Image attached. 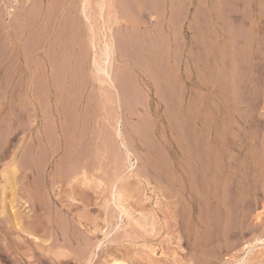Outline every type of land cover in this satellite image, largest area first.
Returning a JSON list of instances; mask_svg holds the SVG:
<instances>
[{
    "label": "rangeland",
    "instance_id": "1",
    "mask_svg": "<svg viewBox=\"0 0 264 264\" xmlns=\"http://www.w3.org/2000/svg\"><path fill=\"white\" fill-rule=\"evenodd\" d=\"M222 1L0 0V264H264V164L250 155L264 162V71L241 47L225 69ZM215 126L247 151L227 149L231 182L190 157L196 143L213 158ZM41 211L36 231L26 216Z\"/></svg>",
    "mask_w": 264,
    "mask_h": 264
},
{
    "label": "bare ground",
    "instance_id": "2",
    "mask_svg": "<svg viewBox=\"0 0 264 264\" xmlns=\"http://www.w3.org/2000/svg\"><path fill=\"white\" fill-rule=\"evenodd\" d=\"M24 2V1H23ZM223 2V5H222V11L221 12H223L222 13V16H221V25H220V42H221V51H220V53H221V58H222V63H223V65H224V67H225V69L226 68H234L235 69V67H237V66H239V67H241L240 66V60H239V63H237L238 62V60L236 59L237 58V52H238V50L239 49H244L246 52H247V56L248 57H250V60L248 59V57L247 56H242V53L240 54V56H242V57H244V59H245V57H247V59L249 60V68H250V70L251 71H253V72H256V71H259V70H261V71H264V0H223L222 1ZM221 9V8H220ZM106 52H110L111 51V48H112V46L111 45H109V43H106ZM241 47V48H240ZM242 51V50H241ZM244 51V52H245ZM243 52V53H244ZM245 52V53H246ZM240 53V52H239ZM107 54H109V53H107ZM239 55V54H238ZM239 59V58H238ZM247 59H245V61L247 60ZM243 62V61H242ZM109 61H106V63L105 64H108V67H109ZM245 63V62H244ZM248 64V63H247ZM247 64H246V66H247ZM245 65V64H244ZM13 66V65H12ZM7 67V66H6ZM238 67V68H239ZM243 67V66H242ZM248 67V66H247ZM12 68V67H11ZM104 68V70L103 71H105L106 72V74H107V76H108V78H109V80H108V78H107V76H105L104 78V80L106 81V80H108V82L109 83H111L112 84V82H114L113 81V78H112V76H111V74H110V68H107L106 66L105 67H103ZM223 68V67H222ZM246 68V67H245ZM241 69V68H240ZM101 71H102V69H101ZM223 71H224V69H223ZM242 71V70H241ZM260 71V72H261ZM229 72V71H228ZM227 72V73H228ZM226 73V72H225ZM249 74V73H248ZM245 75V74H244ZM258 75V74H257ZM256 75V76H257ZM226 76V75H225ZM253 76H254V74H253ZM251 77V76H250ZM249 77V78H250ZM230 78V77H229ZM248 78V77H247ZM248 78V80L250 81V79ZM257 78H258V76H257ZM256 77H254V80H255V83H261V80H259V79H257ZM227 79V78H226ZM231 79V78H230ZM253 79V78H252ZM261 79H263V78H261ZM228 80V79H227ZM238 82L237 83H239L240 82V80H238V79H236ZM244 80V79H243ZM246 80V79H245ZM229 81V80H228ZM247 81V80H246ZM251 81H253V80H251ZM243 83V82H242ZM244 84H245V82H244ZM252 84V83H251ZM262 84H264L263 83V81H262ZM247 85V84H246ZM249 86V85H248ZM247 86V87H248ZM240 89V88H239ZM242 90V89H241ZM246 90V89H245ZM234 93V92H233ZM239 100V99H238ZM218 104V103H217ZM218 109V108H217ZM196 113V112H195ZM207 113V112H206ZM225 114V113H224ZM230 114V113H229ZM219 117V116H218ZM193 119H194V127H195V132H196V134H197V132H199V131H201V129H200V125H202V123H201V121H200V119L201 118H198V116L196 115V114H194V116H193ZM207 119V118H206ZM219 119H220V117H219ZM228 122V121H227ZM208 124V123H207ZM211 124V123H210ZM217 124V122L215 123V125ZM237 125V124H236ZM204 126V125H203ZM219 126V125H218ZM218 126H215L214 128V130L213 131H215L214 132V134L212 135L213 137L210 139V142L209 143H211V144H213L214 143V145L212 146L213 148H214V154H213V158L211 157L210 158V155H209V152H208V148L207 147H205L204 149V151H202V152H198V151H196L195 150V146H196V143H195V146H193L192 144V147H194V150L192 149L191 150V152H192V154H191V159H192V161H193V163H194V165H195V169H198V171H199V173L202 175V177L204 178V179H209V177H211V176H209L208 177V175H209V173H210V166H211V163H215V164H217L218 166H216V167H218L219 169H220V174H218L217 175V180H218V183H220V182H222L221 181V178L223 179V180H225V182L226 181H230L231 179H233V178H235L234 176L235 175H240V174H238V163L236 162V159H235V156L232 154V153H229L228 151H227V149L228 148H230L231 150H235L234 152H238L240 155L241 154H244L245 155V158H247V151H246V149L243 147V144H241V143H239L238 141H236L234 138H232V137H227V134L225 135L224 134V132H225V130L223 131V130H221V128H218ZM222 129H223V127H222ZM237 129V128H236ZM204 131V130H203ZM208 131V130H207ZM212 131V132H213ZM118 133L121 135V132L119 131V129H118ZM192 133H194V132H192ZM203 133H205V131L203 132ZM193 135V134H192ZM198 135H200V134H198ZM211 135V134H210ZM238 135H239V133H238ZM204 136V135H203ZM195 137V136H194ZM193 137V138H194ZM197 137H199V136H197ZM210 137V136H209ZM235 137V136H234ZM196 139V138H195ZM199 139H200V137H199ZM191 140H192V138H191ZM179 142V141H178ZM188 142V141H187ZM193 142V141H192ZM199 142V141H198ZM207 141H205V143H206ZM200 143V142H199ZM198 145H200V144H198ZM202 145V144H201ZM181 146V145H180ZM190 147V146H189ZM199 147L200 146H198V150H199ZM191 148V147H190ZM182 149H183V147H182ZM201 149V148H200ZM201 151V150H200ZM233 151H231V152H233ZM249 151H250V149H249ZM253 151H254V149H253ZM190 152V153H191ZM251 152V151H250ZM216 153V154H215ZM239 154H238V156H239ZM251 156H252V158H253V162H255L256 163V165L257 166H261V165H263L264 164V162L263 161H261L260 159H258V157L256 156V153L254 152V153H252V154H250ZM243 156V155H242ZM242 158H244V157H242ZM189 159V158H188ZM190 159V160H191ZM212 161H211V160ZM186 160V159H185ZM214 160V161H213ZM243 160H245V159H243ZM252 160V159H251ZM238 162H240V161H238ZM243 162H245V161H243ZM179 163V162H178ZM192 163V162H191ZM177 164V163H176ZM180 164V163H179ZM178 164V165H179ZM193 165V166H194ZM241 165V164H240ZM180 167H182V166H180ZM13 169V168H12ZM13 171H15L16 172V170H13ZM176 171H177V169H176ZM218 172V171H217ZM17 173V172H16ZM195 173H197V171L195 172ZM194 173V174H195ZM216 173V172H215ZM248 174V173H247ZM13 175V174H12ZM196 175V174H195ZM194 175V176H195ZM199 175V174H198ZM179 176V175H178ZM190 176V175H189ZM192 176V175H191ZM197 176V175H196ZM195 176V177H196ZM201 177V176H200ZM202 177H201V179H202ZM208 177V178H207ZM189 178V177H188ZM216 178V177H215ZM194 179V178H193ZM251 179V178H250ZM10 182V181H9ZM8 182V183H9ZM17 182V181H16ZM204 182H205V180H204ZM231 182V181H230ZM234 182V181H233ZM37 183V182H36ZM199 183V182H198ZM208 183V182H207ZM13 184H14V182H13ZM15 184H17V183H15ZM28 184V183H27ZM6 185H7V183H6ZM26 185V184H25ZM230 185V184H229ZM238 185V184H237ZM15 186V185H14ZM27 186H29V185H27ZM27 186H26V188H27ZM184 186V185H183ZM190 186V185H189ZM224 186V185H223ZM204 187V186H203ZM226 187V186H225ZM7 188V187H6ZM9 188V187H8ZM38 188V187H37ZM10 189V188H9ZM13 189H15L14 187H13ZM16 189H17V187H16ZM35 189V188H34ZM191 189V188H190ZM191 190H193V189H191ZM4 191H5V189H4ZM14 191H16V190H14ZM25 191H26V189H25ZM29 191V190H28ZM17 192V191H16ZM119 192V191H118ZM216 192V191H215ZM258 192V191H257ZM19 193V192H18ZM17 193V194H18ZM192 193V192H191ZM206 193H207V191H206ZM205 193V194H206ZM42 194V193H41ZM35 196V195H34ZM37 196H38V194H37ZM193 196H194V194H193ZM192 196V197H193ZM16 197V196H15ZM199 197V196H198ZM228 197V196H227ZM6 198V197H5ZM11 198V197H10ZM43 198V197H42ZM207 198V197H206ZM216 198V197H215ZM7 199V198H6ZM33 199H35V198H33ZM37 199H38V197H37ZM115 203L117 204V206H116V208L118 207V211H119V213H120V215L122 216V217H128V218H130L131 216H133L132 215V213H131V211H130V208H128L127 206H126V203H125V201H124V199H122V197H121V193H119V194H115ZM220 200V199H219ZM18 201V200H17ZM43 201V200H42ZM222 201V200H221ZM26 203V202H25ZM32 203V202H31ZM41 202L39 201V200H35L34 201V203L33 204H35L36 205V208H38L39 209V207H42V205L40 204ZM50 203V202H49ZM229 203V202H228ZM243 203V202H242ZM21 204V203H20ZM44 204V203H43ZM239 204V203H238ZM5 205V204H4ZM3 205V206H4ZM241 205V204H240ZM6 206V205H5ZM18 206V205H17ZM21 206V205H20ZM35 207V206H34ZM44 207V206H43ZM205 207V206H204ZM20 209V208H19ZM43 209V208H42ZM218 209V208H217ZM35 211V210H34ZM38 210H36V212H37ZM11 212V211H10ZM45 212V211H44ZM44 212H42L41 211V213H39V214H37V215H35V216H33L32 214V217H30L29 215L28 216H26L27 217V220H28V222H29V224L28 225H30V228L31 229H33V230H36L37 231V229L38 230H40L41 229V227L45 224L44 223V216L46 215H43L42 213H44ZM242 212V211H241ZM134 214V213H133ZM204 214V213H203ZM120 215H119V217H120ZM13 216V215H12ZM232 216V215H231ZM57 217V216H56ZM68 217V216H67ZM118 217V218H119ZM50 218V220H51V217H49ZM121 218V217H120ZM119 218V219H120ZM138 218V217H137ZM136 218V219H137ZM1 219V218H0ZM24 219V218H23ZM26 219V218H25ZM152 219H154V218H152ZM235 219V218H234ZM49 220V219H48ZM56 220V219H55ZM54 219H53V221H55ZM115 220V219H114ZM129 220V219H128ZM132 220V219H131ZM187 220V219H186ZM3 222V223H11V217L9 216V215H7V216H5L3 219H1L0 220V222ZM15 221V220H14ZM52 221V223L54 224L55 222H53ZM112 221V220H111ZM121 221H123V219L121 220ZM49 223H51V222H49ZM68 223V222H67ZM232 223V222H231ZM14 224V223H13ZM137 224L138 225H140L141 227H145V226H148V225H146L147 224V222H146V220H144V218L142 219V221L141 222H139L138 220H137ZM214 224V223H213ZM244 224V223H243ZM4 225V224H3ZM1 226V224H0V226L1 227H5V226H7V224H5L4 226ZM12 225V224H11ZM119 225V224H118ZM187 225V224H186ZM218 225V224H217ZM232 225V224H231ZM241 225V224H240ZM16 226V225H15ZM14 226V227H15ZM46 226L48 227V225H47V223H46ZM120 226V225H119ZM124 226V225H123ZM151 226V231H153L154 230V225H150ZM221 226V225H220ZM234 226V225H233ZM64 227V226H63ZM116 227H118L117 225H116ZM121 227V226H120ZM40 228V229H39ZM44 228H46V227H44ZM114 228V227H113ZM9 229V228H8ZM119 229H122V228H119ZM145 229V228H144ZM186 229V228H185ZM11 230H15V228H13V229H11ZM42 230V229H41ZM69 230V229H68ZM89 230V229H88ZM115 230V229H114ZM148 230V229H147ZM1 231H3V229L1 230ZM25 231V230H24ZM117 231H119V230H117ZM9 232V231H8ZM13 232V231H12ZM73 232V231H72ZM87 232V231H86ZM91 232H93V231H91ZM95 232V231H94ZM115 232V231H114ZM154 232V231H153ZM3 233H4V231H3ZM6 233H7V230H6ZM76 233V232H75ZM96 233V232H95ZM108 233V232H107ZM109 233H110V231H109ZM108 233V234H109ZM113 233V232H112ZM121 233V232H120ZM222 233V232H221ZM81 234H82V232H81ZM94 234V233H93ZM111 234V233H110ZM109 234V235H110ZM133 234V233H132ZM152 234V233H151ZM229 234V233H228ZM64 235V234H63ZM71 235V234H70ZM88 235V234H87ZM112 235V234H111ZM226 235V234H225ZM4 236H7L5 233H4ZM33 236V235H32ZM75 235H73V238H75L74 237ZM92 236V235H91ZM106 236V235H105ZM207 236V235H206ZM209 236V235H208ZM213 236V235H212ZM8 237V236H7ZM69 237H72V236H69ZM68 237V238H69ZM76 237H78L77 235H76ZM81 237V236H80ZM94 237H95V235H94ZM113 237H115V236H113ZM121 237V236H120ZM137 237V236H136ZM203 237V236H202ZM5 238V237H4ZM36 238V237H35ZM90 238H92V237H90ZM116 238V237H115ZM20 239V238H19ZM39 240H40V238H38ZM70 239V238H69ZM82 239V238H81ZM80 238H79V240H81ZM87 239V238H86ZM119 239V238H118ZM126 239V238H125ZM6 240V239H5ZM7 240H9V239H7ZM66 240V239H65ZM68 240V239H67ZM73 240H75V239H73ZM96 240H98V239H96ZM116 240V239H115ZM115 240H113L112 242H114ZM124 240V239H123ZM122 240V241H123ZM130 240V239H129ZM10 241V240H9ZM12 241V240H11ZM28 241V240H27ZM82 241V240H81ZM107 241V240H106ZM105 241V242H106ZM111 241V240H110ZM209 241V240H208ZM69 242V241H68ZM68 242H67V244H68ZM70 242H71V240H70ZM75 242V241H74ZM83 242V241H82ZM81 242V243H82ZM94 242H96V241H94ZM103 242H104V240H103ZM17 246L20 244L18 241H16V242H14ZM22 243V242H21ZM40 243V242H39ZM72 243V242H71ZM78 243V242H77ZM98 243V242H97ZM96 243V244H97ZM110 243V242H109ZM8 244H10V243H8ZM13 244V243H12ZM27 244V243H26ZM73 244L74 243H72V245L71 246H73ZM84 244H86V243H84ZM91 244H93V243H91ZM112 244V243H111ZM114 244V243H113ZM115 244H116V242H115ZM114 244V245H115ZM122 244V243H121ZM69 245V244H68ZM75 245V244H74ZM98 245V246H97ZM96 246L98 247V248H101V246H104L105 244H103L102 242H100L99 244H97ZM106 245H108V244H106ZM119 245V244H118ZM212 245V244H211ZM76 246V245H75ZM79 246H81V245H79ZM92 246V245H91ZM91 246L89 245V244H86L85 246H84V249H82L83 250V257H86V258H88V259H90L89 261L92 263V260L94 259L93 258V251H92V249H91ZM95 246V247H96ZM109 246V245H108ZM107 246V247H108ZM111 246V245H110ZM109 246V247H110ZM208 246V245H207ZM40 247V246H39ZM66 247V246H65ZM78 247V245L76 246V248ZM93 247V246H92ZM113 247V246H112ZM12 248V247H11ZM80 248H82V247H80ZM103 248V247H102ZM15 248L13 247V250H14ZM71 249V248H70ZM73 249V248H72ZM94 249V248H93ZM112 249V248H111ZM110 249V250H111ZM117 249H119V248H117ZM25 250H27V249H25ZM65 250V249H64ZM81 250V249H80ZM82 250H81V252H82ZM103 250H105V249H103ZM77 251V250H76ZM75 251V252H76ZM101 251H102V249H101ZM14 252H18V250H16V251H14ZM64 252V251H63ZM73 252V251H72ZM78 252V251H77ZM103 252V251H102ZM109 252V251H108ZM111 252V251H110ZM113 252H114V250H113ZM113 252H112V254H113ZM19 253H21V252H18V254ZM30 253V252H29ZM66 253H68V252H65V254L64 253H62V251H61V257L63 256V255H67ZM104 253V252H103ZM116 253V252H115ZM27 254V253H26ZM80 254V253H79ZM97 254H99V255H101L100 253H97ZM81 255H82V253H81ZM94 255H96L95 254V252H94ZM99 255H98V257H99ZM103 255V254H102ZM22 256H23V253H22ZM39 256V255H38ZM72 256H73V254H72ZM75 256V255H74ZM77 256V255H76ZM17 257H19V256H17ZM21 257V256H20ZM19 257V258H20ZM25 257V256H24ZM94 257H96V256H94ZM105 257V256H104ZM23 258V257H22ZM29 258H31V256L29 257ZM40 258V257H39ZM44 258V257H43ZM79 258V257H78ZM26 260H27V258H25ZM24 259V260H25ZM41 259V258H40ZM58 259V258H57ZM81 259V258H80ZM85 259V258H84ZM113 259V258H112ZM21 260H23V259H21ZM23 260V261H24ZM44 260H46V259H44ZM44 260H41V261H43L44 262ZM65 260V259H64ZM63 259H61V261H60V259H58V260H56L57 262L59 261V263L61 262V264L62 263H68V264H72V263H74V260H77V258H75V257H72V258H70V259H68V260H65L64 261ZM31 260H27V262H30ZM38 261V260H37ZM40 261V260H39ZM85 261V260H84ZM103 261V260H102ZM78 262H80V260H78ZM86 262V261H85ZM94 262V261H93ZM115 262H116V264H122V262L123 261H120V260H115ZM46 263V262H45ZM113 263V262H112ZM111 263V264H112ZM78 264H80V263H78ZM84 264V263H83ZM114 264V263H113ZM128 264V263H127Z\"/></svg>",
    "mask_w": 264,
    "mask_h": 264
}]
</instances>
